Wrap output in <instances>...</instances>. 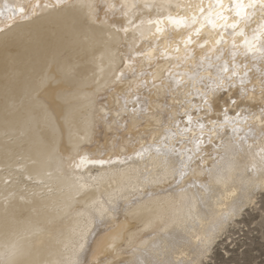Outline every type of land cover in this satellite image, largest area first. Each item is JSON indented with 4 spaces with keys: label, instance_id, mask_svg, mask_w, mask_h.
Returning a JSON list of instances; mask_svg holds the SVG:
<instances>
[{
    "label": "bare ground",
    "instance_id": "obj_1",
    "mask_svg": "<svg viewBox=\"0 0 264 264\" xmlns=\"http://www.w3.org/2000/svg\"><path fill=\"white\" fill-rule=\"evenodd\" d=\"M121 2L137 7L126 9L127 16L118 11L113 15L115 10L105 16V3ZM210 2L214 0H203L205 6ZM32 3L34 0H0L4 12L0 24L13 14L8 8ZM200 3L65 0L62 6L44 9L21 23L7 37L0 36V245L6 236L22 235V259L29 264H134L163 236L167 250L158 256L162 264L181 257L195 260L204 242L211 238V247L220 233L255 203L262 190L253 189L264 185V173L253 175L246 169L252 163V153L243 142L239 149L233 145L236 159L231 173H225L227 179L220 184L213 181V193L203 194L202 199L190 197L202 192L198 185L207 182L206 172L194 167L183 184L170 175L156 182L161 157L152 153L150 158H138L133 152L140 144L161 137L160 124L166 115L179 118V105L193 87L202 77L215 75L216 69H209V63L216 65L228 58L225 52L217 61V53L208 52L207 46L195 47L194 54L186 57L179 41L187 30L174 29L168 18L190 17L194 9L188 5ZM82 4L95 5L94 14ZM258 19L257 15L246 31L250 32ZM125 27L127 32L122 30ZM157 27L163 31L157 33ZM204 35L215 38L208 27L202 30V40ZM141 50L152 59L136 57V66L145 73L142 79L151 82L155 78L158 88L137 89L143 99L135 105L137 112L131 122L122 118L118 126L115 120H102L101 115L109 109L113 114L117 108L123 110L129 84L135 87L141 79L114 80L127 57ZM256 66L264 68V63L256 62ZM181 81L189 86L184 87ZM253 83L258 89V81L253 79ZM127 99L129 108L133 107L130 93ZM192 99L195 103L196 98ZM261 104L264 96L257 90L242 106H250L258 114ZM216 136L231 144L227 128L214 134L213 144ZM258 147L259 142L253 151ZM203 148L205 154H211L204 167H212L217 153L212 145ZM80 155L111 158L114 163L78 169L73 163ZM129 156L132 159H126ZM37 175L42 183L37 182ZM29 176L33 179L28 180ZM243 181L249 182L246 193ZM193 182L197 187H189ZM8 192L16 196L5 204L3 195ZM109 197L114 198L117 211L98 222L90 216L91 202ZM241 199L242 210L217 229L221 217ZM162 224L167 229L163 233Z\"/></svg>",
    "mask_w": 264,
    "mask_h": 264
},
{
    "label": "snow or ice",
    "instance_id": "obj_2",
    "mask_svg": "<svg viewBox=\"0 0 264 264\" xmlns=\"http://www.w3.org/2000/svg\"><path fill=\"white\" fill-rule=\"evenodd\" d=\"M64 3L65 0H55L54 3H41L40 0H34V3L27 7L20 5L15 9L8 8L9 13L13 14L7 17V22L0 24V36L7 37L21 23L31 20L44 9L60 7ZM81 6L87 7L90 14H94L95 5L82 4ZM5 7L8 6L5 5ZM136 7L135 3L127 2H121L119 5L113 3L103 5L106 17L112 10H115L112 11L113 15L118 11L127 16L128 12L125 10ZM143 7L147 8L149 5L144 4ZM188 7L194 9L190 17L177 19L169 16L168 18L174 29L184 28L187 30L186 35L182 36L179 41L184 45L186 57L194 54L195 47L204 48L207 46L208 52L217 53L215 56L217 61H221L225 52L228 58L216 65L209 63V69L215 67V75L210 73L206 77H202L199 84L193 87V90L188 93V99L179 105L181 109L178 114L179 118L166 115L165 120L160 124L163 129L161 137L153 138L151 143L140 144L139 148L133 149V152L138 158H150L152 153L161 157L162 167L159 169L156 182L165 180L170 175L177 184H183L194 172V167L206 172L207 182L198 185L202 192H197L193 197H190V199H202L203 194L213 193V181L216 184L224 182L227 179L225 173H231L233 170L236 159L233 145L237 149L241 142L247 145L248 151L252 153V163L246 165V169L253 175L264 173V104L259 106L258 114L251 111L250 106H242L250 93H255L258 90L260 95L264 96V68L256 66V62L264 63V0H229L228 3H225V0H214L207 6L201 0L200 4L188 5ZM132 14L135 15L134 12ZM3 15L4 12L0 10V16ZM257 15L259 19L256 21V26L251 28L250 32L246 31ZM128 23L132 24L130 18ZM149 23L159 24L160 21H149ZM205 27L215 33V38L204 35L202 40V30ZM122 30L127 32L128 28L125 27ZM162 31L161 28H156L157 33ZM179 50V47L175 49L177 53ZM136 57H143L149 62L152 59L147 52L137 51L135 55L127 57L126 64L114 75L116 82L129 81L137 76L141 77L135 87L129 84L128 93L132 96L133 107L129 108L128 93H126L123 110L117 108L113 114L109 109L101 115L102 120L109 122L115 120L118 126L121 124L122 118L124 121L131 122L130 117L137 112L135 105L143 99L137 89L145 88L151 91L158 88L155 78L151 82L142 79L145 73L137 68ZM238 57L243 59L240 60ZM205 58L210 59V57ZM249 60L252 61L251 64ZM242 72L243 74H241ZM251 73H258V75L251 76ZM153 76H155L154 73ZM253 79L258 81V89L257 85L253 83ZM246 85H251V87H246ZM183 86L188 87L189 85L183 84ZM193 97L196 98L195 103H193ZM252 121L255 123H251ZM225 128L230 132L231 144L221 136H216V143L213 144L214 134ZM241 133L243 134L241 135ZM249 139H252V143H248ZM257 142H259L258 150L253 151ZM205 144L212 145L217 153L213 158L212 167H204L207 156H211V154L204 153L203 146ZM126 159H132V157L129 156ZM119 162L123 163V161ZM113 163L111 158L107 160L93 159L88 155H80L73 166L81 169L90 164L104 166ZM32 179V176L28 177V180ZM36 179L38 183L43 182L39 179V175ZM243 183V191L246 193L249 182L243 181ZM86 187L87 185H81V188ZM189 187H197V185L193 182ZM256 190L264 191V185H256L253 191ZM181 191H185V189L182 188ZM14 196L16 193L8 192L3 195V202L7 204ZM20 198L23 199V196ZM113 199L112 197L94 199L90 205V216L98 222L112 216L117 211ZM243 204V199L234 202L230 212L221 217L216 226L217 229L231 216L241 211ZM160 231L166 232V226L162 224ZM23 238L22 235L6 236L5 242L0 245V264H29L22 259L25 255L21 244ZM165 240L166 238L162 236L158 242L151 244L137 257L134 264H162L158 256L167 250ZM210 243L211 238L204 242V246L195 260L181 257L169 260L166 264H206L204 256L208 254ZM80 247L82 248L83 245ZM172 247L175 249V245ZM47 264H58V262L49 261ZM72 264H78V261H72Z\"/></svg>",
    "mask_w": 264,
    "mask_h": 264
},
{
    "label": "rangeland",
    "instance_id": "obj_3",
    "mask_svg": "<svg viewBox=\"0 0 264 264\" xmlns=\"http://www.w3.org/2000/svg\"><path fill=\"white\" fill-rule=\"evenodd\" d=\"M210 248L206 264H264V191Z\"/></svg>",
    "mask_w": 264,
    "mask_h": 264
}]
</instances>
